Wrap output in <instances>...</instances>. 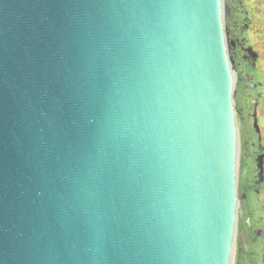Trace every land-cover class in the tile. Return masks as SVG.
<instances>
[{
    "label": "water",
    "instance_id": "obj_1",
    "mask_svg": "<svg viewBox=\"0 0 264 264\" xmlns=\"http://www.w3.org/2000/svg\"><path fill=\"white\" fill-rule=\"evenodd\" d=\"M230 14L0 0V264H231L245 194Z\"/></svg>",
    "mask_w": 264,
    "mask_h": 264
},
{
    "label": "flooded vegetation",
    "instance_id": "obj_2",
    "mask_svg": "<svg viewBox=\"0 0 264 264\" xmlns=\"http://www.w3.org/2000/svg\"><path fill=\"white\" fill-rule=\"evenodd\" d=\"M231 28L229 39L232 42H235V45L231 46V56L233 57L235 68L237 71V79L239 83H242V99L244 104L238 108L240 118L242 119L243 125L245 126L247 133L245 131L246 140V152L244 155H252L253 159H257L259 156H263L264 160V149L260 150V147L264 145L259 140V134L256 133L257 139L253 138L250 126H253L255 119L259 114L260 106V95L261 91H258L261 87V82L258 80L259 69H258V60L259 52L251 46L248 38V28L250 26L249 19L244 18L245 12L242 8H235L231 11ZM246 93V94H244ZM247 99V100H245ZM255 130V129H253ZM256 132V131H255ZM261 156V157H262ZM252 159V160H253ZM257 168H255L254 180H258ZM258 185V184H257ZM249 188L246 187V190ZM246 197L244 199V224L242 225L243 232L245 235L244 238L241 237V247L243 257L239 264H256V261L259 259L264 260V230L261 228V221L264 222L263 216H258L253 218L252 211L256 208L255 205L261 199L256 196V201L252 200L250 197L251 194H258V192H245ZM257 215V214H256ZM246 243V244H245Z\"/></svg>",
    "mask_w": 264,
    "mask_h": 264
},
{
    "label": "rangeland",
    "instance_id": "obj_3",
    "mask_svg": "<svg viewBox=\"0 0 264 264\" xmlns=\"http://www.w3.org/2000/svg\"><path fill=\"white\" fill-rule=\"evenodd\" d=\"M225 3H227L231 11L235 8H242V10L245 12L244 18L250 21V26L248 28V38L251 46L254 47L255 50L259 52V60H258V69H259V76L258 80L261 82V87L258 91H261L260 95V106H259V114L258 119H255L257 121V124L255 125V122L253 123V126H250V130L252 132L253 138L256 140L257 135L259 134V140L264 145V0H224ZM232 13V12H231ZM232 15V14H230ZM230 18V17H229ZM226 18V19H229ZM226 25L228 27V32L230 34V28H231V19L229 21H226ZM242 83L238 81L236 83V94L234 96V104L235 109L237 111V123H238V129L240 134V129L244 130V136L241 137L240 135V161H239V167H238V194L242 195L246 193L245 192H258V194L250 193V197L252 200L256 201V196L261 199H259L258 203L255 205V209L252 211L253 218L258 216H263L264 220V160L262 159L263 156H259L257 159H253L252 155H244V152H246V146L245 143L246 135L245 131L247 133V130L245 126L243 125L242 119L240 118L238 108L244 104V100L242 99ZM246 94V93H244ZM247 100V99H245ZM242 122V127H241ZM259 128V131L257 130V127ZM255 129V130H253ZM256 131V132H255ZM264 149V147H260V150ZM253 159V160H252ZM259 163H262L263 165V175L262 177L259 176L260 174V167ZM255 168H257V176L258 180H254V174H255ZM258 184V185H257ZM246 187L249 189L246 190ZM244 197V199H245ZM244 199H243V205H244ZM243 214H244V208H243ZM257 214V215H256ZM261 223V228L264 230V222ZM244 224V218L243 215L239 216L238 220V230H237V239H236V245L233 251V264H239L242 260L243 253L241 247V237L242 235V228ZM244 238V237H243ZM246 239H244V242ZM246 244V243H245ZM264 255V251H263ZM241 259V260H240ZM256 264H264V260H257Z\"/></svg>",
    "mask_w": 264,
    "mask_h": 264
},
{
    "label": "bare ground",
    "instance_id": "obj_4",
    "mask_svg": "<svg viewBox=\"0 0 264 264\" xmlns=\"http://www.w3.org/2000/svg\"><path fill=\"white\" fill-rule=\"evenodd\" d=\"M236 83H237V79H236ZM236 119H237V116H236ZM238 125V123H237ZM239 161H240V148H239ZM239 161H238V167H239ZM239 173V172H238ZM238 198H239V194H238ZM238 220H239V216L237 218V230H238ZM236 239H237V235H236V238H235V243L234 245H236ZM235 248V247H234ZM234 248H233V251H234ZM231 264H233V253H232V256H231Z\"/></svg>",
    "mask_w": 264,
    "mask_h": 264
},
{
    "label": "trees",
    "instance_id": "obj_5",
    "mask_svg": "<svg viewBox=\"0 0 264 264\" xmlns=\"http://www.w3.org/2000/svg\"><path fill=\"white\" fill-rule=\"evenodd\" d=\"M226 21H229V19H226ZM241 127H242V122H241ZM240 135H241V137L244 136V130H241V129H240Z\"/></svg>",
    "mask_w": 264,
    "mask_h": 264
}]
</instances>
